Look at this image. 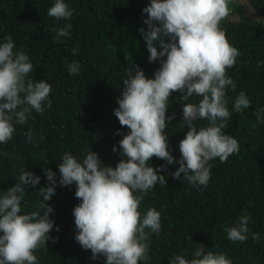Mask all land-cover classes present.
Segmentation results:
<instances>
[{
	"label": "trees",
	"instance_id": "trees-1",
	"mask_svg": "<svg viewBox=\"0 0 264 264\" xmlns=\"http://www.w3.org/2000/svg\"><path fill=\"white\" fill-rule=\"evenodd\" d=\"M55 0H0V43L11 36L15 51L23 49L34 65L29 74L34 80L44 79L51 85L43 114L33 110L25 124L13 121L15 132L6 144H0V192L17 183L20 170L26 169L40 177L33 188L28 185L21 201L22 214L36 211L43 200L39 188L49 186L45 169L56 173L57 187L50 200L49 214L54 221L49 235L58 237L34 254L37 264H105L106 257L92 259L75 239L77 229L74 207L81 201L75 197L76 185H59L58 165L69 152L82 160L86 149L96 152L103 165L115 167L122 155L119 141L129 132L114 114L123 90V79L133 64L143 69L145 76L154 78L163 57L149 62V52L140 28L148 14L142 10L150 0H65L73 11L70 20H56L47 15ZM253 10L247 14L239 2L229 0V16L220 22L229 42L240 55L228 75L236 83L233 91L226 89L228 108L232 113L223 131L239 142V152L221 163L219 158L209 161L211 178L207 186L190 185L187 180L171 175L178 163L167 164L155 156L149 164L166 176V185H157L141 201L142 215L155 208L161 214L159 236L149 239V261L140 264H169L173 255L192 258L199 244L205 251L223 252L232 264H264V124L257 123L256 112L264 108V0H244ZM71 23L70 36L57 42L53 27ZM167 39V38H165ZM159 50V42H154ZM77 49L73 55L72 50ZM127 57V59L125 58ZM78 61L80 71L72 75L69 65ZM245 92L251 103L242 112H235L233 104L239 92ZM182 93L169 97L165 133L169 150L178 161L179 142L187 132L182 121L183 105L198 102L180 99ZM208 121H197V127ZM253 125H257L253 127ZM31 131L32 142L27 133ZM41 137L43 139L41 140ZM113 146L117 151L113 152ZM139 195V193H134ZM244 210L250 214L248 239L244 242L228 240L226 228L233 226ZM57 226L59 231L56 230ZM259 233L254 242L251 233ZM2 235V233H0Z\"/></svg>",
	"mask_w": 264,
	"mask_h": 264
},
{
	"label": "clouds",
	"instance_id": "clouds-1",
	"mask_svg": "<svg viewBox=\"0 0 264 264\" xmlns=\"http://www.w3.org/2000/svg\"><path fill=\"white\" fill-rule=\"evenodd\" d=\"M229 0H150L142 10L147 13L140 28L149 52V62L161 60V67L154 78L145 76L143 69L132 63L123 79V90L114 109L122 127L129 132L119 141L122 155L115 167L105 166L98 154L86 149L82 160L66 152L58 165L60 186L76 185L75 197L81 202L73 209L77 234L75 239L85 250H91L92 259L106 257L105 264H140L149 261V239L152 233L159 236L161 214L149 208L143 215L140 210L144 196L157 183L166 185V176L151 166L153 156L167 164L178 163L171 173L173 178L187 180L190 185L207 186L211 178L209 161L219 158L226 162L230 155L239 152V142L223 131L228 127L232 113L228 108L226 89L236 88L227 70L232 68L240 55L228 40L220 22L230 14ZM47 15L56 20H70L73 11L65 0H55L47 9ZM71 23L53 27L54 39L70 36ZM167 38V39H165ZM159 42V50L154 42ZM12 37H4L0 43V144H6L15 132L13 121L25 124L33 110L43 114L49 99L51 85L44 79L29 76L34 70L25 50L15 51ZM73 55L77 49L72 50ZM127 59V57H125ZM264 64L258 61L257 65ZM68 71L75 75L80 71L78 61H73ZM180 92V99L189 101L193 96L198 102L183 105L182 121L186 135L179 142L180 159L177 161L169 150L165 133L175 117L166 116L169 97ZM250 99L241 91L236 96L233 110L237 113L249 108ZM257 123L264 124V108L256 112ZM206 120V126L197 127V121ZM257 125H253L256 127ZM43 137H41V140ZM32 142L31 131L27 133ZM113 152L117 149L113 146ZM49 186L39 188L43 200L36 211L22 214L21 201L28 185L33 188L40 177L21 169L17 183L0 192V264H37L34 254L58 237H51L54 221L49 214L51 205L45 203L54 195L57 187L56 173L46 168ZM139 193V195L134 194ZM250 214L244 210L233 226L226 228L232 242L248 239ZM59 231V227L56 228ZM259 242V233H251ZM169 264H232L223 252L205 251L199 244L192 258L173 255Z\"/></svg>",
	"mask_w": 264,
	"mask_h": 264
},
{
	"label": "rangeland",
	"instance_id": "rangeland-1",
	"mask_svg": "<svg viewBox=\"0 0 264 264\" xmlns=\"http://www.w3.org/2000/svg\"><path fill=\"white\" fill-rule=\"evenodd\" d=\"M234 2H239L241 3L243 6L242 10L245 11L247 14H252L253 13V10L250 8V7H247L245 4H244V0H233Z\"/></svg>",
	"mask_w": 264,
	"mask_h": 264
}]
</instances>
